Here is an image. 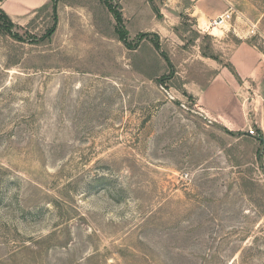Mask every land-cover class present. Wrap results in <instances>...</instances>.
I'll use <instances>...</instances> for the list:
<instances>
[{
  "label": "rangeland",
  "instance_id": "rangeland-1",
  "mask_svg": "<svg viewBox=\"0 0 264 264\" xmlns=\"http://www.w3.org/2000/svg\"><path fill=\"white\" fill-rule=\"evenodd\" d=\"M58 1L43 42L52 7L0 12V264H264V146L185 90L214 38L130 49L105 0Z\"/></svg>",
  "mask_w": 264,
  "mask_h": 264
},
{
  "label": "crops",
  "instance_id": "crops-1",
  "mask_svg": "<svg viewBox=\"0 0 264 264\" xmlns=\"http://www.w3.org/2000/svg\"><path fill=\"white\" fill-rule=\"evenodd\" d=\"M109 1L121 14L128 36L131 27L157 40L167 36L177 40L180 30L190 27L187 23L199 34L212 36L224 61L205 56L212 76L205 82H187L185 90L225 130L259 143L261 139L264 146V49L260 46L264 39V0ZM51 7L53 11V0H0V9L15 26L33 21L36 13ZM229 10H233L234 18L227 28L210 27ZM251 25L259 35H250ZM250 129L258 136H250Z\"/></svg>",
  "mask_w": 264,
  "mask_h": 264
},
{
  "label": "trees",
  "instance_id": "trees-1",
  "mask_svg": "<svg viewBox=\"0 0 264 264\" xmlns=\"http://www.w3.org/2000/svg\"><path fill=\"white\" fill-rule=\"evenodd\" d=\"M106 2V5L108 6V8L110 9V11L113 13L115 19H116V22H117V26H118V29H117V33L119 34V38H120V41L123 42L125 44V46H127L128 48L131 49L130 44L128 42V33L124 27V22H123V19H122V16L121 14L117 11V8L115 6H113L109 0H105ZM0 12L1 14L3 15V17L7 20V22L12 26L14 27L15 24L11 21V19L8 17V15L2 11L0 9ZM53 17H54V26L46 33L45 36H43L42 38L40 39H35L34 41H44L46 39H51L52 36L54 35L55 31H56V26H57V20H58V12H57V1L56 0H53ZM148 34H142L139 36L138 40H143V38L147 37ZM35 37V36H34ZM159 47V45H158ZM208 57H212V56H208ZM214 59H217L216 57H212ZM218 60V59H217ZM229 134H232V135H235L234 133H231V132H228ZM261 141V144H263V141L260 139Z\"/></svg>",
  "mask_w": 264,
  "mask_h": 264
},
{
  "label": "built area",
  "instance_id": "built-area-1",
  "mask_svg": "<svg viewBox=\"0 0 264 264\" xmlns=\"http://www.w3.org/2000/svg\"><path fill=\"white\" fill-rule=\"evenodd\" d=\"M233 18H234V12H233V10H229L227 12H224L217 19L213 20L211 22L210 27L225 29L232 22ZM250 35L251 36L259 35L255 25H251ZM262 43L264 44V39H262ZM248 134L250 136H256V131L254 129H250L248 131Z\"/></svg>",
  "mask_w": 264,
  "mask_h": 264
}]
</instances>
